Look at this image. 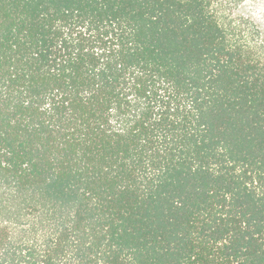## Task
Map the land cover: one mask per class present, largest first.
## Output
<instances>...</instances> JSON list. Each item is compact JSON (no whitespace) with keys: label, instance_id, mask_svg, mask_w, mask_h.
I'll use <instances>...</instances> for the list:
<instances>
[{"label":"trees","instance_id":"trees-1","mask_svg":"<svg viewBox=\"0 0 264 264\" xmlns=\"http://www.w3.org/2000/svg\"><path fill=\"white\" fill-rule=\"evenodd\" d=\"M0 264H264V0H0Z\"/></svg>","mask_w":264,"mask_h":264}]
</instances>
